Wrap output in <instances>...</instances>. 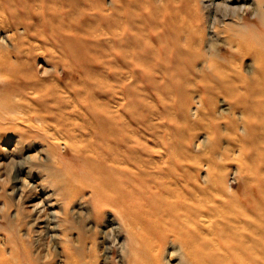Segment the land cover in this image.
<instances>
[{
    "label": "bare ground",
    "instance_id": "obj_1",
    "mask_svg": "<svg viewBox=\"0 0 264 264\" xmlns=\"http://www.w3.org/2000/svg\"><path fill=\"white\" fill-rule=\"evenodd\" d=\"M60 1L64 0H40L38 15L28 9L29 6L24 13L18 11L15 13L12 10L8 12L6 9L8 0H0V20H4L3 17L8 20L9 13H12L13 19L15 16H25L29 19L22 24L21 33L17 32L18 24L14 23L9 24L10 28L14 26L11 34L0 35V88H3L0 90V138L2 133H7L9 140L14 137L10 133L14 132L19 140L18 136L21 137V133L30 130L34 131L36 138L35 136H39L36 132L42 131L47 141V152L53 159L51 149L57 144L54 142L57 136L55 132H49L50 130L59 132L62 138L74 135L78 130L88 135V139L82 144L84 147L89 146L90 148H86L88 150L83 151L82 146L75 145L74 142L63 143L70 145L75 154H82L84 159L97 165L88 184L90 202L83 198L72 199L75 202L72 213L80 220L88 215L89 208L97 209L99 215L96 225H99V218L103 214H108L110 217L108 233L103 230L97 232L98 241L93 242L92 247L96 251L102 250L107 255L113 250L115 256L112 263L116 261L118 264H247L251 238L259 241V247L262 240L257 237L259 233L250 231L247 223L249 219L247 220L245 212L246 217L238 219L233 212L224 210L227 206V199L224 196L231 190L224 174L217 172L220 167L214 168L209 162H169L143 159L139 157L140 154L130 156L128 153L136 152L138 146H143L144 142L140 141L141 134L127 138L119 134L121 115L117 108L115 112H111L102 109L98 103H86L87 111L82 114L81 111L71 108L70 101H63L61 104L58 89L52 85L43 87L44 79L37 72L26 73L27 70H32L31 65L28 67L29 58L39 56L44 43H49L54 48L55 42L59 40V36L53 32L49 35L39 33L32 19L35 16L56 17L60 13V8H55L53 4ZM89 1L91 0H83L87 10L93 9ZM123 1L128 3V10L121 4ZM186 1L190 3L192 21H187L184 14ZM105 5L103 0L100 7L98 6L99 11L107 9L112 15L115 7L120 5L122 7L120 14L124 16L130 14L128 16H133L132 22L139 20L142 23L138 25L139 29L143 31L156 29L153 35L149 32L142 33L140 37L149 42L140 47L139 36L132 34L124 26L118 34H114L117 38H111L113 44L119 40L130 49L139 46L143 52L149 51L154 54L155 52L159 54L164 48L163 50L169 53L166 57L168 63L177 62L187 53L195 51L194 58L200 61L204 75L206 76V72L209 71L218 82L233 89V93L227 96L232 102L229 110L231 112L232 108L239 109L240 116L237 118L231 116L230 127H240L241 131H246L247 126L260 115L261 109L253 108L254 98L250 101L245 93L255 94L257 100L264 102V41H261V36L257 32L260 25L264 27V0H109L108 6ZM151 5H155V10ZM51 8L53 11H50ZM83 12L84 15L88 14L85 10ZM158 14H162L161 17L153 19ZM71 25L70 22L68 26ZM230 26L238 31L237 36L230 34L221 36V33ZM130 28L133 30L134 25ZM135 28L137 29L136 25ZM155 39L161 42L160 46L153 45ZM220 42L223 44L220 45ZM223 47L230 53L231 59L226 62L230 69L227 66L223 67L224 61L217 60L225 59L223 57L225 54L221 51ZM244 56L251 58L247 68L242 65ZM143 57L144 54L135 55V63L139 65L146 63ZM157 58L159 56H155V62ZM154 61L149 60V63ZM202 76L203 74H196L200 79ZM7 84L19 86L20 90L8 91L4 88ZM244 85L253 86L249 88L250 91L244 92L240 90L245 88ZM195 101V108L198 110L202 101L200 98ZM61 106L67 109L63 110ZM74 117L81 119L82 122H75ZM59 125L67 126L65 127L67 133H64L65 131L62 133ZM18 140L14 141L17 148L21 145ZM27 158L31 163L36 159V155L30 154ZM4 164V161H0V188L7 195L14 194L16 210L9 218L7 210L10 204L5 200L0 203V229L6 231L5 227L11 226L10 230H14L15 234L11 239L8 233L0 231V264H28L24 255L26 252L24 242L28 243L34 255L37 256L44 250V258L49 256L50 246L57 240L58 231L61 230L63 223L58 221L56 216L65 222L69 214V211L64 209L60 215L55 216L56 212L51 211L53 203L50 199L53 195L54 197L64 195L65 190L61 182L53 183L54 180L51 179L52 183L49 186L52 185L54 189L48 193V185L44 182L46 179L41 176H38L40 181L30 183L32 166H28L29 164H26L27 170L22 177L17 176L15 164L11 166L10 173L2 175ZM26 165L18 163L20 168ZM201 167L205 169L201 181L205 183L213 180V186L190 184L186 179L189 168L198 170ZM49 174L50 178L52 173ZM195 180L199 181L196 175ZM9 182L12 184L10 191L4 188ZM15 182L19 185H13ZM219 191L221 193H218ZM38 194L44 198L35 200ZM203 194H206L204 199ZM59 196L55 199H60ZM14 218L22 222L16 228ZM236 222H239L240 226H236ZM65 227L62 230L63 234L67 231ZM77 239L81 241L83 235H77ZM169 247L170 250L166 253L165 250ZM165 253L166 259L163 257ZM260 254L258 264L262 263ZM66 257L65 264H75L68 254ZM112 263L103 261V264ZM40 264L52 262L47 259Z\"/></svg>",
    "mask_w": 264,
    "mask_h": 264
},
{
    "label": "rangeland",
    "instance_id": "obj_2",
    "mask_svg": "<svg viewBox=\"0 0 264 264\" xmlns=\"http://www.w3.org/2000/svg\"><path fill=\"white\" fill-rule=\"evenodd\" d=\"M39 1L8 0L6 9L8 12L12 10L15 13H24L29 6L28 9L39 15ZM89 2L93 9H85L83 0L55 2L53 6L60 8L59 15L52 18L46 15L43 18L35 16L32 19L39 33L49 35L53 32L59 36V40L55 42L54 48L51 44L44 43L39 56L29 58L28 67L31 65L32 70L29 69L26 73L37 72L44 79L43 87L52 85L58 89V98L61 104L63 101H70L71 108L81 111L82 114L87 111L86 103H98L102 109L111 112H115L117 108L119 115H121L118 126L119 134L123 138L141 134L140 141L144 142L143 146H138L136 152H129L130 156L140 154L139 157L143 159L167 160L169 162H209L214 168L220 167L217 172L224 174L226 183L231 190L224 196L227 199V206L224 207V210L233 212L235 216H238V219L247 216L250 231L259 233L257 237L262 240L259 247V241L251 238L247 264H258L259 253L262 256L261 264H264V102L257 100L258 97H255V94L245 93L249 96L250 101L254 98L253 108L261 109L260 115H257L247 126L246 131H241L240 127H230L231 116L234 115L236 118L240 116L239 109L232 108L231 112L229 110L232 102L228 100L227 96L233 93V89L218 82L209 71H205L207 74L205 76L200 61L194 58L196 56L195 51L190 52V54L187 53L179 61L171 63L166 62L169 53L163 50V46L159 54L155 51L156 54L149 51L143 52L140 47L149 41L140 36L143 32H149L153 35L156 29H146L145 31L139 29L138 25H142V23L139 20L132 22L133 16H128L130 14L127 16L120 14L122 12L120 5L116 6L110 15V11L107 9L99 11L98 6L100 7L103 0H91ZM108 3L109 0H105L106 7ZM185 3L187 4L184 13L187 17L186 20L192 21L190 3L188 1ZM121 4L128 10V3L123 1ZM153 7L155 10V5H151V8ZM52 9L50 11H53ZM83 10L88 14L84 15ZM11 15L12 13L8 14V20L4 17L5 21L0 20V35L11 34L14 31V26L10 28V25L14 23L18 24L17 32L21 33L22 24L29 20L25 16H15L13 19ZM161 15L158 14L157 17L152 18L157 20ZM69 21L72 24L71 27L68 26ZM57 25L59 28H56ZM132 25H134L133 30L130 28ZM124 26L127 27L126 30L139 36L140 47L130 49L118 39V42L113 44L111 38L114 37L115 33L118 34ZM257 32L263 42L264 27L260 25ZM236 33L238 34V31L230 26L221 33V36L226 34L237 36ZM159 44L161 42L155 39L153 45L160 46ZM219 44L222 45L223 43L220 42ZM221 49L225 54L223 55L225 59L217 60L224 61L223 67L227 66L230 69L226 63L231 59L230 53L225 50V47ZM139 53L144 54L143 58L146 63L141 65L135 63L134 56ZM154 55L159 56L156 62ZM149 60L154 61V63H149ZM250 62V56L243 57L242 65L244 68H247L246 66ZM196 74H203V78L196 77ZM11 86V84H7L4 88L8 91L20 90L19 86H15L19 87L17 89ZM252 86L244 85L245 88H240V90L250 91L249 88ZM199 98L202 105L198 106L197 110L195 100ZM234 104L235 102H233ZM61 109L67 108L61 106ZM55 112L58 113L56 110ZM73 120L78 123L82 122L76 117ZM65 127L67 126L59 125V128H62V133L64 131L67 133ZM78 131L74 135H67L63 138L59 136V132L49 131L55 132L57 136L54 139L57 144L51 149V153L54 155L53 159L49 157L47 152V141H45L42 131L36 132L39 135L35 136L36 138H34L35 133L32 130L27 131L28 133H21L22 141L20 136H18L19 140L16 138L17 134L14 132L10 133L14 137L9 138V140L7 133L1 134L0 161L5 163L2 175L10 173L11 166L15 164L17 176L22 177L24 171L27 170L26 164H29L28 166H32L29 177L30 183L40 181L38 176H41L46 179L44 182L48 185V193L54 189L52 185L49 186L52 183L51 179L54 180L53 183L61 182L65 190L64 195H55L56 197L53 195L50 200L53 203L51 211L56 212L55 216L60 215L64 209L69 211L67 220L64 222V220H59V216H56L57 220L63 223L61 230L58 231L57 240L50 246L49 256L44 258V250L39 255H34L28 243L24 242L26 249L24 255L28 264H40L47 259L52 264H65L67 254L72 261H75V264H103L104 260L112 263L115 256L113 250L107 255L102 250L96 251L92 247L93 242L98 241L96 240L97 232L103 230L108 233V220L110 218L108 214H103L99 218V225H96L99 215L97 209L89 208L88 215L86 214L80 220L75 218L72 213L75 204L72 199L83 198L90 202L88 184L91 174L97 169V165L92 161L84 159L82 154L76 153V155L70 145L63 144L67 141L74 142L75 145L82 146L83 151L88 150L86 148H90L89 146L85 145L84 147L82 145L88 139V135ZM39 137L40 139H37ZM17 140L21 142L18 148L14 146V141ZM30 154L36 155V159L31 163L27 158ZM19 162L26 166L20 168ZM49 173H52L50 178ZM204 174V167L198 170L189 168L186 179L190 184H198L203 187L213 186V180L205 183L201 181ZM195 175L198 176L199 181L195 180ZM11 185L9 182L4 188L10 191ZM13 185L18 186L19 184L15 182ZM203 195L202 198H206V194ZM58 196L60 199L56 200ZM42 198H44L43 195L38 194L35 200ZM4 200L10 204L7 210L10 218L16 210L15 196L14 194H5L0 188V203ZM244 212L246 216H244ZM11 219L13 220V217ZM21 223V220L14 218L15 228ZM235 225L240 226L239 222H236ZM64 226L67 229L65 234L62 231ZM8 227H5L6 231L2 229L0 231L8 233L12 239L15 235L14 230H10L11 226ZM79 234L83 235L81 241L77 239ZM15 240L17 241V239ZM169 250L170 247L165 252L167 253ZM166 253L163 256L165 259ZM112 264H118V262L115 261Z\"/></svg>",
    "mask_w": 264,
    "mask_h": 264
}]
</instances>
